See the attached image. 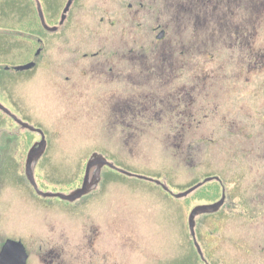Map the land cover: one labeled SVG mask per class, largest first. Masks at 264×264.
Here are the masks:
<instances>
[{
  "label": "rangeland",
  "instance_id": "1",
  "mask_svg": "<svg viewBox=\"0 0 264 264\" xmlns=\"http://www.w3.org/2000/svg\"><path fill=\"white\" fill-rule=\"evenodd\" d=\"M8 1L0 0V3ZM61 1L47 0L46 3L54 9L61 6ZM137 1L128 0L132 3L129 10L126 4L120 7L121 1L78 0L70 17H78L83 24L79 44L90 50L96 48L97 39H101V44L116 43L125 49L126 42H130L129 46L135 51L130 55L137 59L140 74L174 70L171 87L162 86L157 98L163 97L164 103L165 92L184 84L182 94L186 92L183 101L191 116L189 123L183 127L168 125L165 119L175 118L181 107L171 111L160 106L157 100V118L161 121L144 124L136 133L128 129L129 139H117L118 129H103L99 117H75L65 93L60 95L63 99L54 98L56 103L46 102L43 88L34 85L27 89L29 99L36 101L31 125L59 132L57 138L52 139V143L57 144L35 169L37 186L47 193H69L84 173L85 161L92 153L134 174L123 175L109 167L101 171L107 174L100 186L106 194L105 203L137 206L148 221H152L144 239L121 243L122 264H204L189 235L187 217L193 207L219 200L223 191V207L196 218V240L201 252L211 264H231V258L235 264H245V260L256 262L258 255H264L259 253V247L264 246V212L251 213L247 218L243 215L248 202L245 199L252 198L253 194L241 195L240 186L243 182L246 192L255 190L260 182L264 184V130L257 118L261 116L264 97V0L231 1L234 7L236 1L242 6L241 17L236 15L238 9H231L234 21L238 17L242 20L240 26L246 45L228 36L229 23L224 21L229 20V16L222 14L220 6L215 12L221 19L207 21L205 25L194 20L192 11L204 0H141L144 10L134 13L138 9ZM91 30L97 31V37L91 36ZM160 30H163V39L157 40ZM143 54L146 60L139 57ZM56 59V62H64L63 55H56ZM178 67L185 70L180 79H177ZM200 70L205 75H196ZM200 85L203 88L199 89ZM247 88L253 100L251 110ZM170 102L175 104L174 99ZM254 146L259 157L251 154ZM16 156L22 160L24 155L17 150ZM136 175L157 180L170 192ZM211 177H217L218 182H205L185 197L173 196ZM18 178L24 180L21 175ZM56 198L33 197L36 210L43 208L41 205L67 206ZM5 201L0 202L5 225L15 227L16 234L24 237L42 213H28L32 208L23 202ZM246 246L251 250L248 254ZM134 250H144L148 256L144 259L139 253H133Z\"/></svg>",
  "mask_w": 264,
  "mask_h": 264
},
{
  "label": "flooded vegetation",
  "instance_id": "2",
  "mask_svg": "<svg viewBox=\"0 0 264 264\" xmlns=\"http://www.w3.org/2000/svg\"><path fill=\"white\" fill-rule=\"evenodd\" d=\"M46 1L9 0L0 3V106L10 112L8 114L0 108V202H6L5 200L23 202L32 208L28 213H42L40 220L31 226V231L22 237L16 234L15 227L5 225L6 217L2 216L5 212H0V225L3 227L0 229V253L7 240L19 241L23 247V254H17L15 251L20 246L12 245L7 255H2L0 264H122L121 243L144 239L150 232L147 228L152 221H148L137 206H115L112 202L108 204L104 202L103 196L106 194L100 186L107 175L101 172L106 166L101 167L99 173H96V166L90 169L88 181L92 186L84 195L74 198L73 201L56 198L66 202L67 204H63L67 206L50 208L41 205L43 208L37 211L33 197L44 196L37 194L32 184L25 178L27 152L34 145L37 146L43 138V153L32 164L35 179V169L49 149L57 144L52 143V139H56L59 132L49 128L45 130L37 125H32L35 130L23 129L13 115L16 119L31 125L36 101L29 99L31 96L27 89L39 85L43 88L46 102L49 100L56 103L54 98H57V101L63 99L60 95L63 96L65 93L68 106L75 117L95 115L100 118L103 129L106 128L108 131L118 129L117 139L127 140L131 137L128 136V129L136 133L142 125L162 120L157 118V100H160L158 103L160 106H166L171 111L181 107L175 113L177 115L175 118L165 119L168 125L178 124L183 127L185 123H189L191 116L188 115L183 101L186 92L182 94L184 84L165 92L166 101L162 103L163 97L158 99L157 95L160 93L157 91H161L165 85L171 87L174 80V75L171 74L174 70L165 69L159 73L160 75L153 71L140 74L137 71V59L130 55L135 53L134 48L129 46L130 42H126L125 51L116 43L101 44V39H97L99 44L89 50L79 44L82 41L81 20L78 17L75 19L70 17L78 6V0H72L64 14L63 10L68 0H62L61 6L54 9ZM112 1H121L120 7L126 4L127 9L132 8V3L128 0ZM231 1L225 0L226 4H222L221 0L194 3L197 5L192 8L193 18L198 22H204L205 25L207 21L220 20L221 17L215 12L220 6L223 9L222 14L229 16V20L224 21L225 24L229 23L228 36L238 39L241 45H246L243 36L245 33L240 26L242 20L238 17L236 23L231 9H238L236 15L240 16L243 12L242 6L236 1L238 3L234 7ZM137 2L138 9H135L134 13H141L144 10L143 2L141 0ZM160 32L163 33V30ZM90 33L91 36L97 37L96 30H91ZM241 50L245 51L242 47ZM56 55H63L64 62H56ZM139 57L144 60L147 58L145 54ZM26 64L31 66L22 70L17 69L18 66ZM184 73L185 70L178 67L177 79L183 78ZM196 75L205 73L200 70ZM200 88L203 86L200 85ZM247 95L248 108L251 110L253 100L250 97V89L247 90ZM170 99H174L175 104H171ZM262 100L261 116L257 118L264 130V97ZM160 111L162 110L159 109ZM146 117L150 119H145ZM107 140L111 141L110 138ZM17 150L24 155L22 160L16 156ZM251 154L259 157L256 147L251 148ZM18 170L22 173L19 174ZM242 174L243 170L240 169L239 177L242 178ZM19 175L24 178L23 181L18 178ZM84 177L83 173L69 193L81 187ZM35 183L37 186L36 179ZM243 186L241 182V195L253 194L252 198L245 199L248 202L243 209V215L246 217L251 216V213L256 215L258 212H264V184L260 182L255 190L246 192L243 191ZM37 189L40 190L38 186ZM245 250L247 254L251 252L249 248ZM143 251L134 250L133 253H139L145 259L148 254L145 251L142 254ZM260 252L264 253V246L259 247ZM231 259V264H235L234 258ZM199 260L204 264H211L205 257L201 259L199 256ZM245 261V264H264V255H258L256 262Z\"/></svg>",
  "mask_w": 264,
  "mask_h": 264
},
{
  "label": "water",
  "instance_id": "3",
  "mask_svg": "<svg viewBox=\"0 0 264 264\" xmlns=\"http://www.w3.org/2000/svg\"><path fill=\"white\" fill-rule=\"evenodd\" d=\"M71 1L72 0H68L67 1L65 9L63 10V14L68 9L69 4H70ZM39 12H40V9H39ZM61 17H62V19L64 18L63 16H61ZM40 18H41V14H40ZM162 34H163L162 32L158 33V35L156 37L157 40H159L160 38L163 37ZM30 66H31V64H26V65L18 66L17 69L18 70H22L23 68H29ZM0 108H2L8 114H10V112L8 110H6L5 108H3L2 106H0ZM13 117L20 124L21 128H23V129L27 128L29 130H35V128L32 125H30L29 123H27V122L24 123V122L16 119V117L14 115H13ZM43 143H44V141H43V138H42L41 141L37 143L38 144L37 146L34 145L27 152V158H26V162H25V178H27L29 180V182L32 184L34 189L37 191V194H40V195H42L44 197L54 196V197H58L60 199H67V200L73 201L74 198H77V197H80V196L84 195L87 191H89L91 189L92 184L88 181L89 180L88 179V177H89L88 174L90 172V169L95 167V166H96V173L100 172L101 167L108 166L111 169H114V170H116V171H118V172H120L122 174H125V175H128V176L134 175V174L125 172V171H123L120 168H116L114 164L110 163L102 155L95 153V154L91 155V157L88 159V161L85 164L86 165V168H85V171H84V176L85 177H84V180H83V183H82L81 187H79L78 189L73 190V192H71L69 194H63V193L59 194V193H53V192H51V193L42 192L41 190L37 189V186H36V183H35V179L33 178V167H32V164L35 162L36 159H38L40 154L43 153V150H44V146H43L44 144ZM137 177L141 178V179L143 178V179H146V180H149V181H154L156 184L161 185L164 190L169 191V188L166 185L160 183L157 180H152V179H149V178H147L145 176H137ZM211 179L218 180L217 177L205 178L201 182H199L198 184H196V185H194L192 187H189L186 191L178 192L177 194H173V196H175V198H177V197H185V196L188 195L189 192H191L194 189L198 188L199 185H201L203 182L211 181ZM224 198H225V194L222 192V196H221V198L218 201L213 202L212 204H209V205H200V206H196V207L192 208L191 211L189 212L188 217H187L188 218L187 225H188V229H189V232H190V236L192 238V241L194 243L196 251L199 253L201 259H203L202 252L200 251V246H199L197 240L195 239V229H194L195 217L198 216V215L204 214V213L210 214L212 212L218 211L219 208L223 204ZM12 245H17L19 247L21 244H20L19 241L18 242H14V241H11V240H7V242L2 247L3 249H2V251L0 253V261H2L1 260L2 259V255H7V251L9 252V250L12 249L11 248ZM15 252L17 254L18 253L23 254V247L20 246L18 248V250H16Z\"/></svg>",
  "mask_w": 264,
  "mask_h": 264
}]
</instances>
